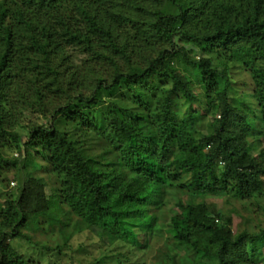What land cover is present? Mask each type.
<instances>
[{"label": "trees", "instance_id": "trees-1", "mask_svg": "<svg viewBox=\"0 0 264 264\" xmlns=\"http://www.w3.org/2000/svg\"><path fill=\"white\" fill-rule=\"evenodd\" d=\"M69 49L85 56L86 76L76 77ZM216 61L250 71L259 115L232 99L227 68ZM70 93L51 117L70 130L22 126L25 111H47ZM256 135L264 136V0H0V173L14 169L18 182L6 191L0 176L8 185L0 190V264H23L12 242L34 244L26 231L57 232L67 246L93 229L138 245L140 234L160 229L154 213L172 196L182 213L168 233L182 264L191 255L264 262V227L237 229L193 201L234 199L264 215V148L255 156L249 141ZM29 167L56 185L27 177ZM34 245L48 259L61 255L59 245Z\"/></svg>", "mask_w": 264, "mask_h": 264}, {"label": "rangeland", "instance_id": "rangeland-1", "mask_svg": "<svg viewBox=\"0 0 264 264\" xmlns=\"http://www.w3.org/2000/svg\"><path fill=\"white\" fill-rule=\"evenodd\" d=\"M67 55L70 56L71 62L73 64V72L76 73V77H84L87 74L84 71V68L81 69V66L84 63L85 56L80 55L78 53L73 52L71 49L67 50ZM199 52V51H198ZM204 58V57H203ZM141 59V57H137L134 62ZM122 64V63H121ZM217 68L224 69L227 68V75L231 82L230 92L233 100H238L240 105L246 110L249 109L251 112L248 115L256 114L259 115V107L258 100L256 99V84L250 71L237 63H221L219 61L215 62ZM123 66V65H122ZM185 77L189 78L188 73H183ZM66 81L70 80V76L64 79ZM191 88L194 90V93L201 99L200 105L205 106V99L203 93L198 85H192ZM85 95H90L92 90H82ZM67 95L64 97L63 101H55L49 103L47 106V111L40 112L35 109H28L24 112V114L19 118L23 127L25 128H44L49 127L51 124L54 126L55 124L63 131H67V126L64 123V119H60V116H56V122L51 118L61 107H65L66 99H70L73 96ZM203 106V107H204ZM253 116V115H252ZM219 119V117H218ZM214 117L209 116L203 127L200 128L202 132L209 130L208 125L210 122H213ZM61 121V122H60ZM54 122V123H53ZM50 124V125H49ZM23 131V130H21ZM25 134V132L23 133ZM83 137L86 138V135L82 133L78 136V139L83 142ZM257 135L249 138L251 143L256 145L254 149V155L257 156L259 152L264 148V136L260 137V140L257 139ZM260 144L258 145V142ZM89 145L92 144L89 141ZM88 145V146H89ZM93 149V148H92ZM8 158L11 159L15 156V151H9ZM95 154H100L101 151L94 149ZM36 163L45 167L46 165L39 159H36ZM15 170L14 169H5L0 173V176L3 177L4 182L8 185L4 187L5 183L0 186V190L3 191L8 187V190H14L17 187V180H15ZM34 176L36 178H42L46 180H52V184L56 185L54 179L48 177L45 171L40 168H30L27 172V177ZM1 196V192H0ZM5 198V197H4ZM181 199V198H180ZM182 201H186L188 203L191 201L189 197H182ZM195 203H202L209 207V210L215 215L220 213L224 217H230L234 219V223L237 229H249V232L255 231L258 232L259 228L264 227V215L263 213L258 212V209L253 211L243 210L242 205L240 203H236L234 199L227 198H199L193 199ZM178 198L172 196L166 198L162 209L154 213L157 215V224L160 226V229L153 232H149L148 235L145 236L144 233L140 234L139 244H129L122 243L121 241L112 242L109 238L101 237L100 233L96 230L89 229L80 234L76 235L66 246L64 245L59 237L57 232H43L42 230L39 232H28L31 237V241L34 244L39 246H50L54 248L59 245L58 251L56 253L61 254L59 257H51L48 259L46 253L37 250L34 244H28L23 240H15L12 242L14 248L21 254H23V264H164L168 263L170 257L173 261V264H182L181 260L183 259L184 253H179L178 251H172L173 241L171 239L170 234L168 233V224L170 219L180 215L182 212L178 208ZM237 210L240 214H242L245 218H237ZM236 215V216H235ZM218 223V221L216 222ZM235 229V230H237ZM147 241V246L145 247V243ZM56 249V248H55ZM264 250V249H263ZM264 252V251H263ZM53 256V255H52ZM60 258V259H59ZM60 261V262H59ZM189 261V260H188ZM212 260L209 257H202L198 255L197 257L191 255L190 264H209ZM264 264V262L260 263Z\"/></svg>", "mask_w": 264, "mask_h": 264}]
</instances>
